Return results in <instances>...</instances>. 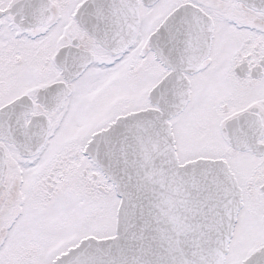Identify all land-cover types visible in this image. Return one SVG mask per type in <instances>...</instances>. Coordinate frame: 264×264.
<instances>
[{"label":"snow or ice","instance_id":"1","mask_svg":"<svg viewBox=\"0 0 264 264\" xmlns=\"http://www.w3.org/2000/svg\"><path fill=\"white\" fill-rule=\"evenodd\" d=\"M0 264H264V0H0Z\"/></svg>","mask_w":264,"mask_h":264}]
</instances>
